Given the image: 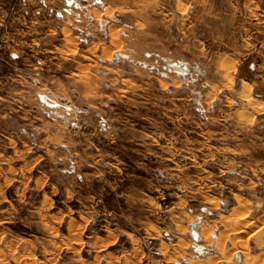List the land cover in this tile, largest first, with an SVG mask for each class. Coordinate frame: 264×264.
<instances>
[{
    "label": "rangeland",
    "instance_id": "obj_1",
    "mask_svg": "<svg viewBox=\"0 0 264 264\" xmlns=\"http://www.w3.org/2000/svg\"><path fill=\"white\" fill-rule=\"evenodd\" d=\"M0 264H264V0H0Z\"/></svg>",
    "mask_w": 264,
    "mask_h": 264
},
{
    "label": "bare ground",
    "instance_id": "obj_2",
    "mask_svg": "<svg viewBox=\"0 0 264 264\" xmlns=\"http://www.w3.org/2000/svg\"><path fill=\"white\" fill-rule=\"evenodd\" d=\"M240 216H241V215H240ZM245 217H246V215H245ZM238 219H239V218H238ZM239 220H240V219H239ZM241 221H242V220H241ZM242 222H243V221H242ZM247 222H248V221H247ZM238 223H239V222H238ZM243 223H244V222H243ZM248 224H250V223L248 222ZM245 225H246V224H244V226H245ZM244 226H243V227H244ZM241 232L243 233L242 230L239 231L238 233H241ZM236 233H237V232H236ZM233 235H234V234H233ZM240 235H241V234H240ZM234 236H235V235H234ZM237 237H239V236H237ZM245 247H246L245 245H240V246H239V250H237V252H240V253H241L242 250H243V251L245 250Z\"/></svg>",
    "mask_w": 264,
    "mask_h": 264
}]
</instances>
